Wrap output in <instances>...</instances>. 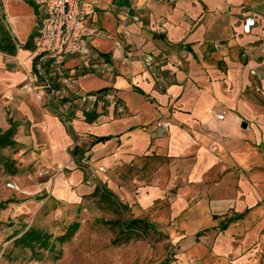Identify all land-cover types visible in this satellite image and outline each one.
Returning <instances> with one entry per match:
<instances>
[{
  "label": "crops",
  "instance_id": "0c3cea01",
  "mask_svg": "<svg viewBox=\"0 0 264 264\" xmlns=\"http://www.w3.org/2000/svg\"><path fill=\"white\" fill-rule=\"evenodd\" d=\"M25 1L28 7L18 1L15 10L1 0L0 18L15 49L0 53V136L12 130L11 141L20 125L6 120L9 106L27 125L19 140L28 139L30 149L36 136L43 138L40 164L66 169L52 183L54 199L75 205L89 197L125 209L126 224L103 221L128 233L121 244L112 240L115 253L129 254L131 241L140 238L134 233L155 232L174 239L176 253L154 264H264L261 247L249 251L233 242L235 226L243 227L248 213L263 205L264 0H81L93 35L83 53L63 57V70L80 93L115 91L122 111L78 108L70 118L76 140L36 92L20 88L26 83L41 90V52L33 40L43 17ZM248 17L254 26L246 32ZM147 56L158 61V79L144 66ZM158 121L169 128H157ZM74 154L88 170L104 168L95 184H85L83 168L70 162ZM244 164L258 166L233 170ZM56 186L73 193L57 195ZM135 220L150 226L133 229ZM254 222L240 236L264 237L263 214Z\"/></svg>",
  "mask_w": 264,
  "mask_h": 264
},
{
  "label": "rangeland",
  "instance_id": "374dc122",
  "mask_svg": "<svg viewBox=\"0 0 264 264\" xmlns=\"http://www.w3.org/2000/svg\"><path fill=\"white\" fill-rule=\"evenodd\" d=\"M18 1H22L23 7L29 6L25 0H9L11 8L19 10ZM20 88L34 92V87L26 83ZM8 108L10 107H4L6 120L8 122L16 120L20 125H17L13 137L10 138L13 144L0 147V202L10 201L0 209V264H154L164 258L172 257L173 260L176 253L174 239L159 236L155 232H149L144 237L134 233L140 238L131 241L134 242V246L129 250V254L127 253L129 259L123 252L115 253L117 248L112 244V240L118 238L121 244L128 233L120 231L119 226H109L103 221L117 219L126 224L130 217L122 207L113 205L110 201L89 197L75 205H66L55 200L52 195V183L56 178L62 177L66 169L44 168L40 164V157L46 156L43 153L45 141L41 136H36L29 149L28 139L17 138L22 127L25 135L28 133L25 120H18V112ZM49 112L61 120L56 110L50 109ZM62 124L64 129L73 133L72 138L76 140L77 136L68 121ZM3 131L4 126L0 125V134ZM75 145L73 142L67 151L71 152ZM71 160L77 169L83 168L82 171H85L87 177L84 179L85 184H95L98 168L93 171L86 169L76 154L71 156L70 162ZM259 160V169L264 170V160L261 157ZM258 165L254 164L253 167L244 164L233 167V170L249 173ZM8 183H14L16 189L7 187ZM263 183L264 181L260 179V184ZM55 191L60 196H66L68 192L73 193L71 189L64 190L62 186H56ZM263 195H261L263 205L253 209L245 218L250 225H255L254 220L261 214L264 216ZM259 209H263V212L257 215ZM75 222L79 224L78 230L69 240L63 242L67 228ZM247 222L243 227L240 224L235 226L233 242L236 245L243 242L249 247V251L261 247L264 253V244L261 245L264 237L240 236L242 231L250 229L245 225ZM168 226L163 225L162 228L167 229ZM136 241L140 242L135 245ZM188 262L196 264L194 259Z\"/></svg>",
  "mask_w": 264,
  "mask_h": 264
},
{
  "label": "built area",
  "instance_id": "2783aa9c",
  "mask_svg": "<svg viewBox=\"0 0 264 264\" xmlns=\"http://www.w3.org/2000/svg\"><path fill=\"white\" fill-rule=\"evenodd\" d=\"M40 11L43 20L33 43L41 52L37 60L36 73L41 81V90L36 92L37 100L48 108L54 109L63 123L70 124V118L78 108L90 112L96 104L103 108L114 107L119 112L122 108L113 90L96 93H80L77 80L65 74L63 57L74 56L84 52V43L93 35V28L86 23V15L81 7V0H28ZM254 26V19L244 20V29L249 32ZM144 66L158 79V61L147 56ZM30 90V89H29ZM217 120H223L224 114L208 111ZM66 119V117H68ZM67 121H66V120ZM169 122L158 121L156 127L167 130ZM99 172L104 168L99 167ZM7 187L16 189L14 183Z\"/></svg>",
  "mask_w": 264,
  "mask_h": 264
},
{
  "label": "trees",
  "instance_id": "16d2710c",
  "mask_svg": "<svg viewBox=\"0 0 264 264\" xmlns=\"http://www.w3.org/2000/svg\"><path fill=\"white\" fill-rule=\"evenodd\" d=\"M14 49H15V43L11 35L5 28L2 22V19L0 18V53L10 54L14 51ZM12 133H13L12 130H8L7 132H5L3 135L0 136V147L13 144L11 141H9V137L12 135ZM9 202L10 201L0 202V209H3L5 205ZM130 224L134 226L133 229H137V230L141 228V226L143 227V229L148 228L150 226L147 224V222L138 221V220L132 221ZM78 227H79L78 223H72L67 228L66 233L63 236V242H66L67 240H69L73 236V234L77 231ZM24 234H27V233L24 232ZM41 234L42 233L40 232V235Z\"/></svg>",
  "mask_w": 264,
  "mask_h": 264
}]
</instances>
